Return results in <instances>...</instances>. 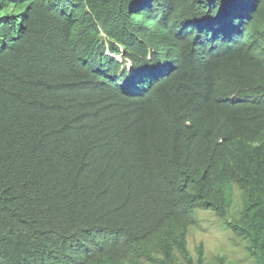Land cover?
Returning <instances> with one entry per match:
<instances>
[{
  "label": "trees",
  "instance_id": "trees-1",
  "mask_svg": "<svg viewBox=\"0 0 264 264\" xmlns=\"http://www.w3.org/2000/svg\"><path fill=\"white\" fill-rule=\"evenodd\" d=\"M208 215L264 264V0H0V264H209Z\"/></svg>",
  "mask_w": 264,
  "mask_h": 264
},
{
  "label": "rangeland",
  "instance_id": "rangeland-1",
  "mask_svg": "<svg viewBox=\"0 0 264 264\" xmlns=\"http://www.w3.org/2000/svg\"><path fill=\"white\" fill-rule=\"evenodd\" d=\"M212 216L211 215L207 216L209 222H204L202 232L200 233V236L203 239L205 246L207 247L208 250L206 262H208L209 264H212V262L209 260L210 257H212L214 249H216L220 253H231L237 250V247L233 248L234 246L231 244L232 233H228L227 231L224 230V227L223 228L220 227V222H221L220 219H218L216 216L213 217ZM188 246L189 249L192 251L193 242L188 241ZM232 259L233 258H231V260Z\"/></svg>",
  "mask_w": 264,
  "mask_h": 264
},
{
  "label": "bare ground",
  "instance_id": "bare-ground-1",
  "mask_svg": "<svg viewBox=\"0 0 264 264\" xmlns=\"http://www.w3.org/2000/svg\"><path fill=\"white\" fill-rule=\"evenodd\" d=\"M57 11V10H56ZM40 34V33H39ZM174 79V78H173Z\"/></svg>",
  "mask_w": 264,
  "mask_h": 264
}]
</instances>
